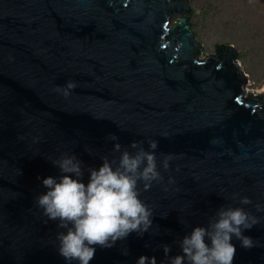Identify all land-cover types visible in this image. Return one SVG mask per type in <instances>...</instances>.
I'll list each match as a JSON object with an SVG mask.
<instances>
[{
	"label": "water",
	"instance_id": "1",
	"mask_svg": "<svg viewBox=\"0 0 264 264\" xmlns=\"http://www.w3.org/2000/svg\"><path fill=\"white\" fill-rule=\"evenodd\" d=\"M190 15L188 0H0V264H69L57 240L66 230L36 205L42 180L61 175L53 160L75 155L87 184L89 168L118 159L116 143L134 153L149 140L163 177L138 184L152 227L95 246L89 264H170L222 207L259 219L243 230L255 246L230 241L233 264H264V94L244 91L233 46L200 59ZM69 81L65 97L56 89Z\"/></svg>",
	"mask_w": 264,
	"mask_h": 264
},
{
	"label": "clouds",
	"instance_id": "2",
	"mask_svg": "<svg viewBox=\"0 0 264 264\" xmlns=\"http://www.w3.org/2000/svg\"><path fill=\"white\" fill-rule=\"evenodd\" d=\"M76 83L69 81L57 91L67 97ZM109 139L118 140L115 135ZM143 142H132L130 147L121 150L116 143L113 151L119 152L117 158L103 157L99 168L88 169V183L82 182L84 169L82 161L75 155L63 154L52 161L61 173L60 177H47L42 180L47 189L45 194L36 198V205L48 219L58 221V227L66 230L59 232V254L71 264H89L94 258L96 248H112L118 240L125 239L130 233L143 235L152 227L153 211L139 199L138 184L148 191L153 182L160 183L163 177L157 167L155 150L157 142L148 141L150 150H145ZM171 160L165 156L161 162L165 171ZM169 182H174L169 178ZM241 204H250L248 197H242ZM257 210H261L259 204ZM259 219L242 208L222 207L206 227L197 226L180 241L182 255L169 257L170 264H233L236 248L230 243L233 237L248 249L254 245L243 230L251 229ZM206 238L209 243H206ZM165 256L170 246L163 245ZM125 254H127L125 252ZM137 264H156L155 257L141 256Z\"/></svg>",
	"mask_w": 264,
	"mask_h": 264
},
{
	"label": "rangeland",
	"instance_id": "3",
	"mask_svg": "<svg viewBox=\"0 0 264 264\" xmlns=\"http://www.w3.org/2000/svg\"><path fill=\"white\" fill-rule=\"evenodd\" d=\"M190 23L202 52L216 55L219 45L233 46L246 75L244 91L264 94V0H188ZM180 15L173 19L172 26Z\"/></svg>",
	"mask_w": 264,
	"mask_h": 264
}]
</instances>
